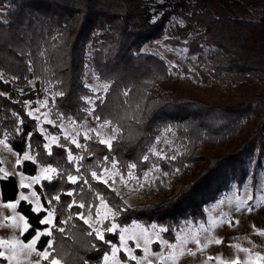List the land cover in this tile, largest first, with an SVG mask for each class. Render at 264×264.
Returning <instances> with one entry per match:
<instances>
[{"label": "trees", "instance_id": "16d2710c", "mask_svg": "<svg viewBox=\"0 0 264 264\" xmlns=\"http://www.w3.org/2000/svg\"><path fill=\"white\" fill-rule=\"evenodd\" d=\"M215 1L0 0V140L5 139L19 155L30 150L35 156L17 167L24 174L34 176L41 165L57 169L51 181L37 186L45 209L54 213L52 227L40 223L47 215L45 209L36 213L32 203L21 200L18 204V212L33 226L23 234L24 242L31 238L29 233L34 234L33 228L43 232L50 227L51 235L43 234L37 242L39 250L52 239L51 255L59 256L64 264H83L84 260L101 264L104 252L117 243V234L107 232L104 241L98 240L94 232L88 235L92 229L76 215L85 216L98 205L97 192L116 212L115 221L121 226L141 221L173 227L184 217L200 215L205 205L233 183L241 185L252 174L257 184L258 172L264 171V86L257 80L259 76L264 79V0H219L233 7L224 16L212 10ZM240 10L249 16L239 14ZM173 18L201 28L196 34L172 40L173 45L185 47L189 57L198 56L206 69L255 78L251 91L236 102L224 103L190 91L174 94L162 89L170 67L145 47L164 36ZM95 34L100 37L99 45L89 54ZM206 49L212 63L205 59ZM89 69L109 85L107 92L98 96L87 85ZM32 78L56 92L52 117L57 124L83 122L93 109L94 117L107 118L118 126L121 131L112 148L94 135L81 139L79 148L62 136L59 145L45 148V138L25 103L36 99ZM92 100L95 107H90ZM166 131L174 133L176 144L183 148L182 153L172 155L175 160L149 151ZM217 146L224 148L209 150ZM143 155L149 160L142 159ZM113 161L125 176L131 163L137 165L132 171L141 177L156 162L164 172L189 170L190 177L158 202L130 206L110 185L91 176ZM68 174L79 178L73 183ZM20 192L16 177L0 180L3 202L17 200Z\"/></svg>", "mask_w": 264, "mask_h": 264}, {"label": "rangeland", "instance_id": "374dc122", "mask_svg": "<svg viewBox=\"0 0 264 264\" xmlns=\"http://www.w3.org/2000/svg\"><path fill=\"white\" fill-rule=\"evenodd\" d=\"M210 6L217 16H224L232 13L231 10L233 7L219 0L213 2ZM239 14L249 16V13L244 10H240ZM200 29L198 24H192L179 18H173L168 23L164 36L150 42L145 47L146 52L160 56L170 67V77L161 83V88L171 91L174 94L190 91L199 94L207 100H216L224 103L238 101L244 93L251 91L255 78L245 74L226 71L219 73L213 68L206 69L198 56L189 57L185 47L173 45L171 43L172 40L178 39L186 34H196ZM99 41V35L95 34L89 46V54L97 49ZM204 54L205 59H208V61L212 63L213 60H211L210 50L206 49ZM2 78L7 80L6 76H2ZM257 80L261 83V87H263V77L259 76ZM86 82L96 95L99 96L100 93L104 92L103 85L105 83L99 81L91 69L86 72ZM31 88L35 92L36 99L28 103V111L39 109V111H34L31 117L36 121L39 131L45 138L46 144L49 145L47 149H50L53 145H59L61 136L68 139L70 143L71 138L75 137L80 143L81 139H85V132L89 129H96L100 132L101 135L99 137H97L96 131L88 132L89 137L94 135L99 140L107 139L111 135L117 136V132H112L114 125L109 124L107 126H101V122L96 120L91 113L93 109H90L89 116L83 122L63 120L57 124V121L52 117V105L56 92L48 85L42 86L40 81H36L33 78L31 79ZM97 89H99V91H97ZM45 100H47V104L43 103ZM93 102V100L89 102L90 107L93 106ZM44 114L48 115V119L44 118ZM37 116L40 117L39 120L36 119ZM51 121H54V123ZM41 129H44V131H41ZM66 133L67 136L65 135ZM53 136L56 137V143L52 142L51 138ZM153 148L157 151H162L165 156L168 154L172 156L176 153L183 152V148L179 147L175 142L174 133L170 131L164 132L159 139H157ZM223 148L224 146H217L215 148H209V150L214 152ZM27 152H29L30 156L35 157L30 150H27ZM18 158L20 159L19 164L16 163ZM26 160L29 159H25L24 155H19L13 151L5 139L0 140V180L10 175L16 177L21 192H24L25 195L29 197L26 201L32 203L34 198L31 196V193L36 191L40 203L43 204L37 186H41L46 179H41L33 183L30 179L32 176L17 170V167ZM253 165V162H251L250 166L253 167ZM41 168L42 165L34 176L40 172ZM190 168L193 169L192 166H190ZM106 169L107 172H100L98 174H102L105 179H109L108 185H111L112 174L116 172L117 183L114 187H111L130 206L148 205L158 202L163 197L172 194L178 182L182 181L185 183L190 177L189 170L178 169L177 171V169H175L173 172H164L161 169H153L149 172L150 183L143 180V175L139 177L133 172L135 176L140 178L141 183H144V186L140 187L135 180H130L129 186H125L119 182L120 172L116 165L113 167V164H111L109 167H106ZM21 173H23L24 186L20 184L22 179ZM164 173L168 174L165 175ZM55 174L56 172L52 174L53 177ZM252 176V174L248 176L246 181L241 185L233 183L229 190L222 193L215 201L205 205L200 215L196 217H184L182 220H179V222H176V225H173V227L141 221H134L135 223L132 222L129 225L121 226L115 221L116 215L115 217L109 216V219L104 220L103 224H100L96 221L97 206L100 202L93 210H88L85 217L89 221V223H87L88 225L93 224L101 229H104L105 226L110 227L112 222L118 225L115 231L110 232L113 235L117 234L118 241L117 243H111L110 249L107 252L110 257L108 264H115V261H119L120 264H125V262L126 264H137V261L132 260L122 247L120 232L125 227H127L128 230L125 243L138 258L144 257L145 252L143 247H136L137 240L132 239L131 236L134 234L140 237L139 242L143 245L141 233L144 228L149 229L152 242L148 245V258L153 261V264H223V262L233 260L237 256H239L241 260H244L248 257L249 253L255 254L259 252L264 256V234L257 231V229L264 230V171L260 170L258 172L256 185L254 184ZM29 185H31V187H29ZM249 197H251V199H249ZM17 200L20 202L23 199H20V196H18ZM18 204L19 203H17L14 208L9 207L8 202H3L0 195V239H9L15 236L23 240L22 237L25 231L21 233L19 229L13 228L14 221L6 218L15 216V213L18 212ZM108 207L111 208L109 205ZM249 208L252 210L249 211ZM44 209L45 207L41 210ZM101 211L103 212L104 209L101 208ZM153 225L157 227L153 229ZM161 226H163L164 230H162ZM107 232L108 231L105 230L104 235ZM156 232H158L160 237L164 240H167L168 244H161L160 241L155 238L154 233ZM196 232L199 234L198 238L201 241V246L198 247L191 238H189L187 244L184 245L185 249L191 248L194 250V253L185 251L178 255L175 261L171 259H159L160 253L167 255L168 252L172 251L169 245L177 243V236L181 238L191 237V235ZM43 234L48 233L41 232V236ZM217 238L220 240V243L215 242ZM204 244H207V246L202 247ZM113 245L118 249L115 261L111 258ZM236 245L240 247L237 248ZM244 249H247L248 252H245ZM153 253L157 255H153ZM36 260H40L41 264L44 262L35 252L30 256H25L23 253L19 255V264H34ZM0 261H3V264H7L4 258H0ZM47 261H49L50 264V259ZM12 264H17V261L14 260ZM101 264H104L103 258ZM140 264H147V261L140 260ZM262 264H264V262H262Z\"/></svg>", "mask_w": 264, "mask_h": 264}, {"label": "snow or ice", "instance_id": "6c2138e0", "mask_svg": "<svg viewBox=\"0 0 264 264\" xmlns=\"http://www.w3.org/2000/svg\"><path fill=\"white\" fill-rule=\"evenodd\" d=\"M109 90V85L107 83H105L103 85V91L107 92ZM97 91H99V89H97ZM59 95H63V93H58ZM127 93H125L126 95ZM88 99V98H85ZM97 99L100 100L101 103L104 102L103 98L101 97H97ZM91 102V101H90ZM25 103H31L30 101H26ZM39 103V102H38ZM44 104H47V100H45L43 102ZM95 107V105L93 106ZM34 111H39V109H34V110H30L29 111V115H33ZM95 114V113H93ZM44 118L48 119V115L44 114ZM96 120L101 121V117L100 116H96L95 117ZM37 120L40 119L39 116L36 117ZM52 123H54V121H51ZM75 122V121H73ZM112 121H110L107 118H104L101 121V126H107L109 124H111ZM41 131H44V129H41ZM91 131H96V135L97 137H99L101 134L99 131H97L96 129H89L85 132V139H90V137L88 136V132ZM121 131V129L118 126H114L112 129L113 133L119 132ZM67 136V133L65 134ZM117 137L115 135H111L109 138L107 139H100V143L105 144L108 146L109 149L112 148V141L114 139H116ZM52 142L56 143V137H52ZM159 139V138H157ZM71 143L75 144L78 148L81 147L82 145L78 142V140L75 137L71 138ZM49 145L45 144V148H48ZM83 147H87V145H83ZM150 152H152L155 156L157 157H162V158H166V159H171V160H175L176 157L175 156H171V157H166L165 154L162 151H157L155 148H150L149 149ZM24 158L25 159H35V157L30 156L29 152L25 151L24 152ZM68 159L71 161L73 159V154L72 151L69 150L68 151ZM77 160L81 159V157H76ZM105 160H108L109 157L105 156L104 157ZM142 159L144 160H149V156L148 155H143ZM16 163L19 164L20 163V159L18 158L16 160ZM116 161H113V167L115 166ZM137 167V165L135 163H131L128 165V172H127V177L123 174L120 173L119 174V182L124 184L125 186H129V181L130 180H135L136 183L140 186L143 187L144 183H141L140 178L135 176V174L133 173L132 169H135ZM153 169H160V165L156 162L152 163L151 168L147 169L144 171L143 174V180L145 182H151L150 178H149V172H151ZM57 171L56 168H53V166L51 164H48L46 166H42L40 172L36 175V176H32L30 177L31 181L33 183L38 182L41 179H47L48 181H51L53 179V173H55ZM178 171V169H177ZM103 172H107V169H101V173ZM165 175H167L168 173H164ZM91 176L93 179L97 180V181H103L104 184H109V179H105L104 175L102 174H98L97 171H92ZM21 181L20 184L21 186H24V178H23V173H21ZM79 177L77 175H72V174H68V179L70 181H72L73 183H75L77 181ZM84 183H89L88 180H85ZM117 183L116 180V172H113L112 177H111V185L112 187H114V185ZM29 187H31V185H29ZM20 199L23 200H28V196L25 195L24 192H20L19 194ZM31 196L34 198L33 199V211H35L36 213H40L41 209L44 207L43 204L40 203V199L39 196L37 195L36 191H33L31 193ZM96 196L100 199V204L97 206V211H96V221L99 222L100 224H103V221L106 219H109V216L115 217L116 212L113 211L111 208L108 207V202L103 198L102 194L97 192ZM55 199L59 200L60 196L56 195ZM249 199H251V197H249ZM19 203V201H9L8 202V206L14 208L15 205ZM51 203V201H49V204ZM73 203H76V201L74 200ZM81 207H84L83 202H81L80 204ZM69 208L72 207L71 204L68 205ZM101 208L104 209V211H101ZM252 209L249 208V211H251ZM47 211V215L43 216V218L41 219L40 223L44 224L45 222L49 225L52 226L53 225V216L54 213L52 210L50 209H46ZM76 215L80 216V218L82 220L85 221V223H89L88 219L81 213H76ZM9 220H13V228L15 229H19L21 231V233H23L24 231H27L30 227H33L32 225H30L28 217H26L25 215H21L19 212L15 213V216H9L6 217ZM135 223V222H134ZM89 227L92 229L91 232L88 233V235H92V233H95V236L98 240L104 241L105 240V236H104V231H108V232H113L117 229L118 225L115 222L111 223V226H105L104 229H101L100 227H96L93 224H89ZM157 226L153 225L152 228L155 229ZM162 230L163 226H161ZM34 234L29 233L30 235V239L27 240V243H25L23 240L13 236L12 238L9 239H0V249H7V250H0V258H4L7 261V264H12V262L14 260L17 261V264H19V255L21 253L25 254V256H30L33 252L37 253V255L39 257H41L43 260H49L50 259V264H64V262L59 258V256L57 255H51L50 254V249H52V245H53V240L52 239H48L47 240V246H45L43 248V250H39L36 247L37 241L40 239L41 237V232L42 230L40 228H33ZM59 231L63 232L64 229L60 228ZM127 227H125L123 230H121L120 232V240L122 243V247L124 248V250L128 253V256L132 259V260H136L137 264H140V260H146L147 264H153V261L151 259L148 258V254H149V248L148 245L152 242V237L149 235V229L148 228H144L141 236L143 238V245L139 242L140 237H137L136 235H132L131 238L134 240H137V244L136 247H143L144 252H145V256L142 258H138L136 255L133 254L132 250L130 248H128L127 244L125 243L127 236ZM258 232H261V234H264V230L261 229H257ZM44 233H48L49 235H51V228L50 227H45L43 229ZM155 238L158 239L160 241L161 244H168L167 240H164L162 237H160L159 233L156 232L154 233ZM198 232L193 233L191 235V237H184L181 238L180 236L176 237L177 243L176 244H171L169 245V247L172 249V251L168 252L167 255H165L164 253H160L159 254V259L160 260H166V259H171L173 261H175L178 257V255L182 254L183 252L187 251L189 253H194V250L191 248L185 249L184 245L187 244L188 239L191 238L192 240L195 241L196 245L199 247L201 246V241L198 238ZM106 243H111L110 241H105ZM211 242V241H209ZM216 243H220V240L217 238ZM93 247L99 248L98 244L93 243L92 245ZM207 244L202 245V247H206ZM237 248H239V245H236ZM117 248L116 246H112V260L115 261V257H116V252H117ZM54 251V249H53ZM245 252H248L247 249H244ZM153 255H157L156 253H153ZM109 254L107 252H104L103 254V262L104 264H108L109 262ZM262 262H264V256H262L261 253L257 252L255 254L249 253L248 257L245 258L244 260H241V258L239 256H237L235 259L233 260H229L226 262H223V264H262ZM0 264H3V261H0ZM34 264H41L40 260H36L34 262ZM83 264H89V260H84ZM115 264H120L119 261H115ZM126 264V262H125Z\"/></svg>", "mask_w": 264, "mask_h": 264}]
</instances>
